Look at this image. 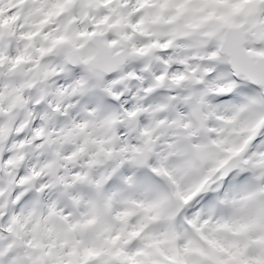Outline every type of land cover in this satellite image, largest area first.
I'll return each instance as SVG.
<instances>
[{
  "label": "snow or ice",
  "instance_id": "1",
  "mask_svg": "<svg viewBox=\"0 0 264 264\" xmlns=\"http://www.w3.org/2000/svg\"><path fill=\"white\" fill-rule=\"evenodd\" d=\"M0 264H264V0H0Z\"/></svg>",
  "mask_w": 264,
  "mask_h": 264
}]
</instances>
